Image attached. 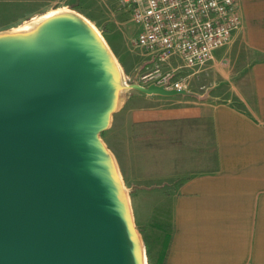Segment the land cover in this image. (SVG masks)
Segmentation results:
<instances>
[{
    "label": "water",
    "instance_id": "1",
    "mask_svg": "<svg viewBox=\"0 0 264 264\" xmlns=\"http://www.w3.org/2000/svg\"><path fill=\"white\" fill-rule=\"evenodd\" d=\"M83 16L0 33V264H144L116 159L101 134L124 84Z\"/></svg>",
    "mask_w": 264,
    "mask_h": 264
},
{
    "label": "crops",
    "instance_id": "2",
    "mask_svg": "<svg viewBox=\"0 0 264 264\" xmlns=\"http://www.w3.org/2000/svg\"><path fill=\"white\" fill-rule=\"evenodd\" d=\"M241 12L243 27L230 46L215 50L194 76L203 91L127 89L112 116L110 144L153 125L179 129L171 145L156 148L155 165L148 157L141 164L150 162L145 177L155 178L144 187L173 189L165 264H264V0H241ZM131 147L129 157L139 142Z\"/></svg>",
    "mask_w": 264,
    "mask_h": 264
},
{
    "label": "rangeland",
    "instance_id": "3",
    "mask_svg": "<svg viewBox=\"0 0 264 264\" xmlns=\"http://www.w3.org/2000/svg\"><path fill=\"white\" fill-rule=\"evenodd\" d=\"M64 11L80 14L98 30L114 54L116 63L122 72V83H140L138 82L140 75L151 68V62L148 60L146 51L135 44L141 28L133 21L130 7L121 1L0 0V33L35 30L47 16ZM227 46L230 44L224 47ZM209 63L201 69L184 70L183 78L187 89L203 91L204 84L198 79L197 82H194V76L207 70ZM231 67L233 66H229V68ZM215 82L218 80L212 81V83ZM124 94H126V90H120L118 95L122 97ZM151 127L143 128L140 133L134 132L132 136L129 134L131 141L139 142L140 146L135 151L136 155H134V150L132 151L131 157L128 156L127 149V146L132 148L131 141L124 144L123 140H117L116 143L121 149L119 154L116 143L111 141L110 144L109 136L112 134L113 128L102 132L101 137L116 159L121 181L131 204L135 228L146 253L147 246L144 236L149 237L151 253L147 254L148 264H164L169 238L174 229V194L171 191L173 189L165 187L157 190L144 187L152 185L155 178L145 177L151 174L147 173L152 168L149 165L150 162L147 167H143L141 164L148 157L154 158L155 165L156 148H161L162 144L167 141L171 145L172 136L177 134L179 129L175 126L159 128L153 125ZM167 136L169 138H166ZM174 138V144L181 142L178 140L180 137ZM141 144L146 145L153 155L150 156L148 148L142 147ZM168 148L170 149V147ZM166 151L168 152V150Z\"/></svg>",
    "mask_w": 264,
    "mask_h": 264
},
{
    "label": "built area",
    "instance_id": "4",
    "mask_svg": "<svg viewBox=\"0 0 264 264\" xmlns=\"http://www.w3.org/2000/svg\"><path fill=\"white\" fill-rule=\"evenodd\" d=\"M132 10L141 31L136 46L153 66L139 77L143 86L187 89L184 70L201 69L243 27L241 0H118Z\"/></svg>",
    "mask_w": 264,
    "mask_h": 264
},
{
    "label": "trees",
    "instance_id": "5",
    "mask_svg": "<svg viewBox=\"0 0 264 264\" xmlns=\"http://www.w3.org/2000/svg\"><path fill=\"white\" fill-rule=\"evenodd\" d=\"M148 238H149L148 236H144V241H145L146 246H147V254L149 255L151 252H150V244H149V239ZM171 238H172V236H171ZM171 238H169V239L171 240Z\"/></svg>",
    "mask_w": 264,
    "mask_h": 264
},
{
    "label": "bare ground",
    "instance_id": "6",
    "mask_svg": "<svg viewBox=\"0 0 264 264\" xmlns=\"http://www.w3.org/2000/svg\"><path fill=\"white\" fill-rule=\"evenodd\" d=\"M64 12H66V11H64ZM50 16H52V15H50ZM50 16H47V18H49ZM46 18V19H47ZM45 19V20H46ZM96 30V29H95ZM97 32H98V30H96ZM99 33V32H98ZM100 34V33H99ZM106 42V41H105ZM123 100V99H122ZM143 258H144V264H148V257H147V253L143 250Z\"/></svg>",
    "mask_w": 264,
    "mask_h": 264
}]
</instances>
